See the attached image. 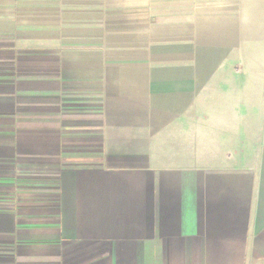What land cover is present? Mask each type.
Instances as JSON below:
<instances>
[{"label": "crops", "instance_id": "crops-1", "mask_svg": "<svg viewBox=\"0 0 264 264\" xmlns=\"http://www.w3.org/2000/svg\"><path fill=\"white\" fill-rule=\"evenodd\" d=\"M0 264H264V0H0Z\"/></svg>", "mask_w": 264, "mask_h": 264}]
</instances>
